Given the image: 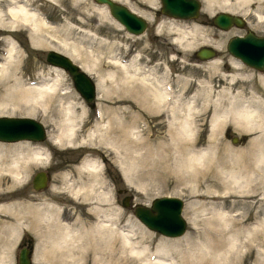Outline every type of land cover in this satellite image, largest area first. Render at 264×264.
Wrapping results in <instances>:
<instances>
[{
    "label": "rangeland",
    "instance_id": "374dc122",
    "mask_svg": "<svg viewBox=\"0 0 264 264\" xmlns=\"http://www.w3.org/2000/svg\"><path fill=\"white\" fill-rule=\"evenodd\" d=\"M25 1L49 22V26H54L57 29H61L65 25L69 27V36L71 37L73 35L71 37L72 40L79 42L77 44L78 56L73 61L79 64V66L85 65L89 71L87 73L91 76L92 80L95 81V84L96 82L105 80L107 78L106 75L111 72H113L116 77L114 80L117 79V81H119V76L123 74L121 68L117 63H111L110 59L114 58V61L123 60L128 66L130 60H132V64L139 66L143 75H145L148 80L153 82L156 81L163 92H168L167 107L174 110L175 114H170L168 118L164 116V118L160 114L164 112L162 107L151 109L148 106L141 105L139 102L136 104L133 103V93L131 89L120 92L122 96H119V98L122 100H118L114 95L115 93L103 96L96 87L93 106H89L75 90L69 74L63 69L48 64L45 61V52L52 48L45 44L39 45V47H33L30 44L27 29L23 25L17 24V27L12 31H8L9 34L7 35L17 44L20 50V56L17 57L16 63L18 64L17 70L20 71L23 78L27 81H34L38 79V76L43 75L44 77L53 79L56 77V74L59 73L63 80H61L62 83L60 82L59 85L61 89L59 88L57 90L58 95L55 96V102H51L47 106V109L35 108L34 114L32 115L22 112L11 114L3 113L6 115H25L33 117L40 120L44 128H46V138L42 141L34 142L20 140L5 143L6 146L13 147V152L15 150H22V152H24L28 150V147L31 151L41 150L44 155V158L26 159L28 167L25 172L27 175L21 178L20 181L15 182L11 179L8 182V179L6 180V184L12 187V195L14 198L20 196L24 197L23 191L25 189L23 187L29 176L33 171L41 168V166L47 165L50 167V175L46 184L48 187L45 188V186L38 192L30 189L29 191H32V194L29 193L27 198L31 199V201H35L30 203L39 204L45 199L59 206V211L61 214L63 213V215H61L62 218L65 216V212L70 210L69 220L64 219L65 221L70 223H75L76 221L87 222L91 216H89V213L86 211L85 193L79 192L74 196L72 191L73 189L83 186L88 182L90 177L88 172L78 170L77 167L85 161H94L95 164L98 165V169H100L95 177L97 183L92 193L93 200L98 202L97 204L102 208H109L112 216H114L112 218L116 219L119 225L128 221H136L147 229L133 214L130 204L139 203L148 206L150 200L154 196L174 195L183 200L181 215L185 220V230L183 232L184 234H182H189L192 232V226L189 223L186 211L189 205H195L196 201H199V199L194 197V193L191 194L192 192L189 189L188 183L183 185V183L177 182L173 177L163 182V180L158 177V174L148 169V163L152 159L159 160L161 155L164 156V154H170L171 156L173 155L172 153H174L176 155L177 151H175V149L177 148V144H182L187 141L184 137L173 135V133H175V127H172L169 121H171V123H176L175 115L180 118L182 114L189 113V120H191L195 126V131L193 130L194 133L192 132L193 136H190L192 140L188 138L189 141L186 142V144L189 143L187 147L193 150V152H190L192 154L205 152L207 149L209 150V148H212L210 146H212L214 141L221 147L230 146L233 149L239 150V155L244 154V156L240 158V161L248 168V172L251 174V187L254 188V192L259 193V198L263 196L264 166H262L260 170L256 169L250 164L246 156L248 149H252L251 144H248L250 137L258 133L249 135V133L245 131L240 130V132L230 122H226L219 128L220 131L211 135L212 131L209 125V119L212 113V107L203 104L205 102L204 99H201L202 97L200 95H195L201 88L198 84V81L201 79L210 80L214 83L216 85L214 87L215 91L219 90V85H225L224 81L219 79L218 68L211 65V61L218 60L217 64L221 72L225 74L234 73L235 75L239 73L232 81L228 79L226 83V85L230 87V93L237 92V96L242 99L244 98L246 102L249 99L250 105L260 107L264 115V88L261 89L256 79L247 78L248 76L246 73H248V71L240 65L241 62L235 67L231 66V60L235 59L224 47L227 38L235 32H241L243 28L229 27L227 29H219L209 23V17L215 12L223 9H213L212 12L210 11L211 13H208L202 9L203 2L200 0L201 9L198 16L191 19H181L168 17L160 12H151V10L159 8V0H150L152 2H150L151 5H148L147 0H134L135 2L131 4L132 7L137 10L143 8L149 11L146 13L148 15L150 14L149 17L151 18L149 20L145 19L147 26L142 33L132 34L126 32L121 25L118 26L117 24L119 23L109 14V16L107 14L105 15V12L102 13L99 7L89 6L84 0H57L55 3L49 0ZM257 4H259V7L256 6ZM254 7H257L256 10L258 9L259 13L264 15V0L249 5L244 9V13H234H239L244 19L248 20V24L257 32H262L261 29H264V17L257 18L253 13ZM164 22H166V25L163 24ZM193 24L198 26L197 29H195L196 31L194 30V40L189 43V46L186 45L187 47L185 48L178 47V44L172 40L176 34L174 32L175 26H177L176 28L179 30L182 28L183 31L189 30V32H191ZM157 25L159 26L156 27ZM4 35L6 34L0 29V38ZM210 41L215 42L216 45L217 55L215 59L201 60L194 57V50L199 45L206 44ZM2 54L3 44L0 42V58ZM86 55L88 56L86 57ZM81 56L83 57L81 58ZM132 64L130 66H133ZM111 84L112 82L110 80H107V82L104 81L106 88ZM59 92L61 93L60 95ZM255 97H258V99L260 97L258 103L254 102L256 101L254 100ZM59 100H61L64 106L71 103L75 109V115L80 114V107L84 109V112L81 120L82 124L81 122L78 123V127L71 138V142L63 141L61 144H56L54 138L60 130L59 127L62 119V114L57 110ZM188 102H192V108L187 107ZM122 110H130V112L129 114H127L128 112L123 114L121 113ZM136 112L143 117H141L142 119L140 118L138 122L133 123L134 117H132L130 113L136 114ZM118 121H123L125 124L127 123L130 125V137H122V129L117 125ZM91 134L96 136H94L92 140H89V135ZM232 136H236V140H232ZM169 144L170 146H168ZM190 146L194 147V149ZM164 148H167V151H164ZM222 152L223 150L221 149L220 153ZM211 153L212 150L207 154ZM72 156H75V160H79L72 161V158H74ZM67 161L77 163V166L65 164ZM102 164H105L109 170V175L104 176L101 172ZM120 165H123V169ZM201 166L203 168L205 163L200 164V167ZM124 168L127 169V171H125ZM148 170L149 173L151 172L150 174ZM172 173L173 172H171V174ZM112 175L116 176L115 181L112 180ZM2 183H4V181ZM114 186L123 187L124 196L128 195L130 197L127 198L130 202L127 206H122L120 204V194L117 195V200L112 197L113 194L111 192ZM105 194H108L110 199H106ZM19 199L23 200L21 197ZM75 199L78 202L74 206H68V201ZM251 201V211L248 213L247 220L254 219L257 216L264 217V199L254 201V198H252ZM240 209L241 208H238L237 210ZM255 212L258 213L256 214ZM24 217H26V215H24ZM27 218L29 219V217ZM128 225L131 224L127 223L126 226ZM33 226L32 223H29L30 231L37 232V228ZM147 230L151 232L149 229ZM37 234L35 235L37 236ZM139 234L138 231L135 232V235ZM182 234L180 235L183 236ZM181 236L178 235V237ZM145 242H149V239L142 242L136 241L133 244L142 245ZM262 246V253L264 256V245ZM254 254L255 249L245 251L244 255L235 264H264L257 258L255 260ZM112 255L116 257L118 254L114 251ZM40 258L37 260H40ZM59 263L75 264L74 262L67 263L65 261ZM35 264H39L38 261ZM51 264H57V262H51Z\"/></svg>",
    "mask_w": 264,
    "mask_h": 264
},
{
    "label": "bare ground",
    "instance_id": "6f19581e",
    "mask_svg": "<svg viewBox=\"0 0 264 264\" xmlns=\"http://www.w3.org/2000/svg\"><path fill=\"white\" fill-rule=\"evenodd\" d=\"M49 1L55 3L57 0ZM147 1L148 5H151V1ZM201 1L203 2L202 9L208 13H211L213 9L244 13V9L249 5L261 2V0ZM259 4L256 6L259 7ZM97 7L100 11L104 10L101 5ZM130 8L132 9V7ZM256 8L254 7L253 12L255 16L263 18L264 15L260 14ZM138 11L147 20L151 18L149 17L150 14L148 15L142 9ZM104 14L108 15L107 12ZM17 24H21L27 29L29 41L33 47L45 44L54 50L65 53L72 60L78 56L77 44L79 42L72 40L73 35L69 36L68 26L65 25L61 29L49 26V22L36 9L31 8L27 1L0 0V29L6 34L0 38V42L3 44V54L0 58V114L22 112L32 115L35 108L47 109L51 102H55V96L58 95L57 90L61 89L59 85L63 79L59 73L53 79L43 75L38 76V79L34 81H27L23 78V75L17 70L18 64L16 63L17 57L20 56V50L17 44L7 35L9 34L8 31H12L17 27ZM117 25L120 26V24ZM176 27L174 28L176 34L172 40L178 44V47L185 48L186 45L189 46V43L194 40L193 34L198 26L193 24L191 32L189 30L183 31L182 28L179 30ZM210 43L216 47L215 42L210 41ZM210 59L213 60L215 57ZM110 60L111 63H117L120 66L123 74L119 76V81L114 80L116 77L111 72L106 75L105 80L96 82V87L101 95L108 96L110 93H115V97L122 100L119 98V96H122L120 92L131 89L133 103L139 102L151 109L162 107L164 112L160 114L163 117L166 116V118L170 114H175L174 110L167 107L168 92H163L156 81L148 80L143 75L141 68L132 64V60H130L129 66L123 60L114 61V58ZM211 62L213 67L218 68L219 79L223 80L225 85H219V90L215 91L214 87L216 85L214 83L210 80L201 79L198 81L201 88L195 93V95H200L201 99H204L205 103L203 104L212 107L209 119L211 135L220 131L219 128L226 122H230L239 131H245L249 135L258 133L250 137L248 144H251L252 149H248L246 156L250 164L260 170L264 166V115L260 107L250 105L249 99L246 102L244 98L237 96V92L230 93V87L226 83L228 79L232 81L239 73L236 75L234 73L225 74L221 72L217 64L218 60ZM131 64L133 66H130ZM230 64L235 67L238 62L231 60ZM80 66L83 70L89 72L85 65ZM107 80L112 82L108 88L104 85V81L107 82ZM254 100L258 103L260 97L259 99L255 97ZM191 103H187L188 108H192ZM58 105L57 110L62 114V119L60 130L54 141L56 144H61L63 141L71 142L78 123L82 120L84 109L80 107V114L75 115V109L71 103L64 106L59 100ZM129 112L130 110H122L121 113L129 114ZM189 114H182L180 118L175 115L176 123L169 121L170 125L175 127L173 135L184 137L187 141L192 140L190 136H193L192 132L195 131L194 123L189 120ZM130 115L134 117L133 123L138 122L143 117L138 112L136 114L130 113ZM117 125L122 129L121 135L123 138L130 137V125L125 124L123 121H118ZM92 135H89V140L96 136ZM186 142L177 144L176 155L174 153L171 156L170 154H164V156L161 155L159 160L152 159L148 163V169L158 174L163 182L173 177L183 185L188 183L192 192L190 193H194V197L199 199L195 205H189L186 211L189 223L192 226V232L189 234L183 235V233V236L179 235L181 237L176 236L178 238L163 237L154 232H149L136 221H128L119 225L116 219L112 218L114 216H112L109 208H102L97 204L98 202L93 200L92 193L97 183L95 177L98 174V165L94 161H85L77 167L78 170L88 172L90 177L83 186L71 190L74 196L79 192L85 193L86 211L91 216L87 222L76 221L70 223L59 218V207L45 199L39 204L28 202L25 205L23 200L14 197L8 198L5 195V198L0 199L1 227L2 224L7 225L5 228H8L14 242L15 234L20 232L22 228H27L26 224L23 227V223H32L33 227L37 228V232H32V234L39 233L37 235L42 234L46 242L47 239L50 240V250L48 251L52 254L66 255L74 263L79 262V264H235L244 255L245 251L253 249H255L254 259L257 258L264 263L262 253L264 217L254 216V219L247 220L248 213L251 211V199L254 198V201L264 199V194L259 198V193L254 192V188L251 187V174L240 161L244 154L239 155V150L230 146V148L228 146L221 147L215 141L210 146L211 149L199 152V154H192L190 151L193 152V150L187 147L189 143L186 144ZM5 143L7 142L0 141V175L9 176L15 182L20 181L21 178L27 175L25 172L28 167L26 159L44 158L41 150L31 151L27 147L28 150L24 152L22 150L13 152V147H8ZM190 147L194 149V147ZM167 148H164V151H167ZM221 149L223 150L222 153H220ZM211 150L212 153L207 154ZM204 163L205 166L200 167V164ZM120 166L123 169V165ZM124 170L127 171L125 168ZM171 172L173 173L171 174ZM105 197L110 199L108 194H105ZM238 208L241 209L237 210ZM27 217H29L28 221ZM127 223L131 225L126 226ZM136 231L140 234L135 235ZM37 239H41V236H38ZM146 239H149V242L142 245L133 244L136 241L142 242ZM43 249V247L36 246L34 249L35 256L43 253L45 250ZM114 251L118 253L116 257L112 255ZM1 258H3V255L0 254Z\"/></svg>",
    "mask_w": 264,
    "mask_h": 264
},
{
    "label": "water",
    "instance_id": "95a60500",
    "mask_svg": "<svg viewBox=\"0 0 264 264\" xmlns=\"http://www.w3.org/2000/svg\"><path fill=\"white\" fill-rule=\"evenodd\" d=\"M98 3L108 5L109 14L119 22L128 32L141 33L146 27L145 19L132 12L125 5L114 0H97ZM160 13L175 18H195L200 8L199 0H159ZM211 23L221 29H227L232 24L242 25V17L238 14L220 10L212 14ZM226 50L238 58L242 63L257 68H264V34L255 35L247 31L243 35H234L227 39ZM214 49L200 46L196 56L200 59L213 57ZM45 61L51 65L62 68L72 80L75 90L88 103L95 96V82L72 59L57 50L49 49L45 53ZM46 136V130L40 120L24 115H0V141L12 142L18 140L41 141ZM46 185L44 171H36L32 177V186L40 189ZM264 191V179H263ZM128 196L122 199L126 206ZM182 199L174 195L155 196L148 206L143 204L133 205V214L146 227L156 230L164 235L176 236L183 233L185 221L181 215ZM19 261H23L20 252ZM23 263V262H22Z\"/></svg>",
    "mask_w": 264,
    "mask_h": 264
},
{
    "label": "flooded vegetation",
    "instance_id": "af4514ba",
    "mask_svg": "<svg viewBox=\"0 0 264 264\" xmlns=\"http://www.w3.org/2000/svg\"><path fill=\"white\" fill-rule=\"evenodd\" d=\"M84 1L87 2V4L89 6H93L94 5L95 7H97V6H100L101 5L102 9H104V10H102V12L103 11L104 12H109L108 5L105 4V3L99 4L97 2V0H84ZM114 1L125 5L131 11L132 10H135V11H132V12H136L137 14L142 15L138 11V10L141 11V9H138L137 10L136 8H133L132 7L131 4L133 2H135L134 0H123V2H122V0H118V1L117 0H114ZM130 7H132V9ZM142 11L148 12V11L144 10L143 8H142ZM151 12H161V11H160L159 8H157L155 10H151ZM198 12H200V10H198ZM209 23H211L210 18H209ZM215 27H217V26H215ZM230 27L243 28L241 32H235L231 36H234V35H243L247 31H250V32H252L255 35H263L264 34V29H261L262 32H257L250 24H248V20L247 19H244L243 17H242V25L236 26V25L232 24ZM217 28H219V27H217ZM123 29L126 32H128L124 27H123ZM219 29H221V28H219ZM231 36H229V37H231ZM226 41H225V45H226ZM203 45H206V46H208L210 48L212 47V49H214V52H215L214 57H216V55H217V49L215 48L214 45H212L210 42H207L206 44H201L198 47L203 46ZM225 45H224V47H225ZM198 47L194 50L193 55L197 59H200V58H198L196 56V50L198 49ZM225 50H226V47H225ZM230 55L238 63L240 62L238 60V58H236L232 54H230ZM240 65L242 67L246 68V70L248 71V73H246V75L248 76L247 78L256 79V82L261 87V89L264 88V68L260 70V69H257V68L248 66V65H246V64H244L242 62H241ZM81 124H82V121H81ZM232 140H236V136H232ZM72 157H74V158H72L73 159L72 161L79 160V159H76L75 160V156H72ZM72 161H67L65 164H70V165H74L75 166L77 163H72ZM41 169L46 172L47 182H48V178H49V175H50V167L47 166V165L46 166H41V168H39L38 170H41ZM101 172L104 174V176L105 175L106 176L109 175V170L107 169V167L105 166V164H102V170H101ZM33 174H34V171L29 176V178L27 179L26 184L23 187L25 189L23 191L24 197L20 196L23 199L25 205H27L26 203H28V202H35V201H31V199H28L27 198L28 194L29 193L32 194V191H35V192H38L39 191V190H35L33 188V186H32V180L31 179H32V175ZM7 179H8V182L11 180V178L9 176L6 177V175H4V174H1L0 175V194H1V196H0L1 198L0 199L5 198L6 197L5 195H7L8 198H13L14 197L12 195V187H11V185L6 184V180ZM112 180L115 181L116 180V176L112 175ZM3 181H4V183H2ZM47 187H48V185L45 188H47ZM30 189L32 190L31 192L29 191ZM113 190H112L111 193L113 194L112 197L115 200H117V195L118 194L121 195V198L124 196V188L123 187L114 186L113 187ZM20 197H15V198H20ZM121 198H120V203H121ZM77 202L78 201L76 199L75 200H69L68 201V206H74ZM80 202H83V201H80ZM58 214H59V218H62L61 215H63V213L61 214V212L59 211ZM26 215H27V213H26ZM69 215H70V210L68 212H65V216H63L62 219H68ZM24 221H25V218H24ZM27 221H28V218H27ZM25 224H26L27 228H22V230L20 232H18V233L15 234V240H14V242L11 239V235H10V232H9L8 228H5V227H7V225L6 224H2V227H1V224H0V254L3 255V258L0 259V264H35L37 261H38L39 264H51V262H57V264H60L59 262H63V261H65L67 263L74 262L69 257H67L66 255L64 256L63 254H59L60 255L59 256L58 254H52L50 251H48V250H50V245H49L50 244V240L47 239V242H46L45 241V238H43L44 236H42V234L41 235H37V236L34 233L32 234V232L30 231V228H29V223L28 222H24L23 223V227H24ZM150 231L151 232H154V233H156V234H158L160 236H163V237H171V236H166L164 234H161V233H159L157 231H153V230H150ZM38 236H41V239H37ZM36 246H40V248L43 247L45 249L44 250L45 252L43 251V254L41 253L42 255L41 254H37L35 256L34 249H35ZM20 252L23 254V261H22L23 263L19 261ZM116 254H118V253H116ZM38 258H40V260H37ZM75 264H79V262H75Z\"/></svg>",
    "mask_w": 264,
    "mask_h": 264
}]
</instances>
